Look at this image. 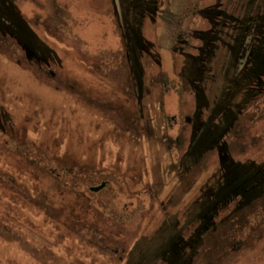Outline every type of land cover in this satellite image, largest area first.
Segmentation results:
<instances>
[{
    "label": "rangeland",
    "instance_id": "1",
    "mask_svg": "<svg viewBox=\"0 0 264 264\" xmlns=\"http://www.w3.org/2000/svg\"><path fill=\"white\" fill-rule=\"evenodd\" d=\"M0 202V264H264V0H0Z\"/></svg>",
    "mask_w": 264,
    "mask_h": 264
},
{
    "label": "flooded vegetation",
    "instance_id": "2",
    "mask_svg": "<svg viewBox=\"0 0 264 264\" xmlns=\"http://www.w3.org/2000/svg\"><path fill=\"white\" fill-rule=\"evenodd\" d=\"M188 120H189V118H188ZM191 122V121H190ZM189 122V123H190ZM111 168H116V167H110V168H108V171L109 172H111ZM134 168V167H133ZM103 169V168H102ZM137 168H134V171L136 170ZM108 171L106 172V174H109L108 173ZM122 173H124V171H122ZM141 178H142V175H141ZM129 179H131V177L129 178ZM132 180V179H131ZM141 180V179H140ZM107 182L108 181H104V182H102L100 185H98V186H93V187H91V191H93L94 193H99V192H101V191H104L106 188H107ZM110 182V181H109ZM111 183V182H110ZM112 185H114L113 187H115V184L112 182L111 183ZM116 190V189H115ZM175 254H177V253H175Z\"/></svg>",
    "mask_w": 264,
    "mask_h": 264
},
{
    "label": "trees",
    "instance_id": "3",
    "mask_svg": "<svg viewBox=\"0 0 264 264\" xmlns=\"http://www.w3.org/2000/svg\"><path fill=\"white\" fill-rule=\"evenodd\" d=\"M12 170V169H11ZM10 170V171H11ZM57 170H59V169H57ZM60 172H58V173H54L55 174V178L56 179H59L58 177L61 175V173L63 172H61V170H59ZM10 174L11 175H13L14 177H18L20 180H21V177L19 176V174H18V172H10ZM61 178V177H60ZM17 179V178H16ZM27 180V179H26ZM26 180H25V182H26ZM24 181V180H23ZM55 182H57L58 183V180H55ZM57 185H59V184H57ZM58 189V188H57ZM57 191V190H56ZM59 191V190H58ZM16 204H17V202L16 203H14V205H15V207L17 208V206H18V208L20 207V205L19 204H17V206H16ZM2 205H3V203L2 202H0V208H2ZM260 239H263V237H260L259 239H257L258 241L260 240Z\"/></svg>",
    "mask_w": 264,
    "mask_h": 264
}]
</instances>
